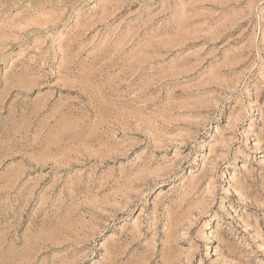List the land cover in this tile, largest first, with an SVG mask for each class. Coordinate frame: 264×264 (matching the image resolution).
Returning a JSON list of instances; mask_svg holds the SVG:
<instances>
[{
  "label": "rangeland",
  "instance_id": "rangeland-1",
  "mask_svg": "<svg viewBox=\"0 0 264 264\" xmlns=\"http://www.w3.org/2000/svg\"><path fill=\"white\" fill-rule=\"evenodd\" d=\"M0 264H264V0H0Z\"/></svg>",
  "mask_w": 264,
  "mask_h": 264
}]
</instances>
